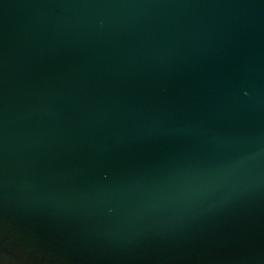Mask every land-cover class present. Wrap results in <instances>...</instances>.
Wrapping results in <instances>:
<instances>
[{"label":"water","instance_id":"water-1","mask_svg":"<svg viewBox=\"0 0 264 264\" xmlns=\"http://www.w3.org/2000/svg\"><path fill=\"white\" fill-rule=\"evenodd\" d=\"M0 264H264V0H0Z\"/></svg>","mask_w":264,"mask_h":264}]
</instances>
